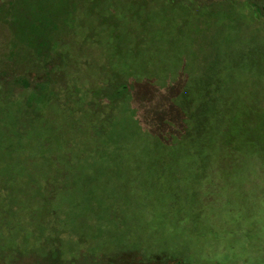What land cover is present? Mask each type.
<instances>
[{
    "label": "rangeland",
    "instance_id": "1",
    "mask_svg": "<svg viewBox=\"0 0 264 264\" xmlns=\"http://www.w3.org/2000/svg\"><path fill=\"white\" fill-rule=\"evenodd\" d=\"M182 4L0 0V112L29 93L54 112L56 92L58 110L73 107L68 142L92 140V126L107 130L100 147L111 138L108 156L28 160L30 188L0 189L1 264H264V1ZM110 21L131 36L150 21L153 37L133 65L137 97L111 112L115 132L105 99L99 112L84 108L125 42ZM55 55L73 67L53 70ZM191 101H211L199 120ZM55 115L45 121L65 127Z\"/></svg>",
    "mask_w": 264,
    "mask_h": 264
},
{
    "label": "trees",
    "instance_id": "2",
    "mask_svg": "<svg viewBox=\"0 0 264 264\" xmlns=\"http://www.w3.org/2000/svg\"><path fill=\"white\" fill-rule=\"evenodd\" d=\"M139 1L140 4L143 5L144 0ZM176 1L182 2V7L185 6L186 0ZM189 1L190 3H192L194 1L201 2L202 0ZM251 1L259 3L264 0ZM258 6L264 9V4H262V6ZM147 10H143V12H148ZM110 23L114 27L111 30L112 34L115 35L114 37L117 39V36H119L121 33L122 36L118 37V39L120 41H122V39H125V42L120 52L113 51L111 54H109L110 58L107 64V66H109L107 69L108 81L101 86L99 98L89 100L88 105L85 103L84 108L88 107L87 109L89 112H93L92 109H94L95 112H99L100 106L98 100L105 99V103L103 104L102 102L103 105L101 106L105 107V112H110V114L105 117V127L110 125L113 127L112 131L115 132V125H113V122L110 121L112 113L116 112L121 107L126 108L128 104H130L131 102L133 103L134 97H137V88L139 83L134 82V77L136 74H134L133 65L139 55L142 54L140 52L141 47L144 46L146 48L144 50H148V48H150L149 46L151 45L153 37L151 33L152 24L150 21H145L142 24L141 31L134 36L130 35V31L128 29L117 32L115 30L117 27L116 22L110 21ZM116 39L114 40V43H116ZM118 56H120V59L116 58ZM67 60L68 56L62 57L61 55H55L51 59L52 66L54 68L53 70H62L64 67L70 70L73 67V64H71L72 67L68 66ZM78 65H80L81 67V65L83 64L80 63ZM40 66L41 65H39L38 67ZM67 71L64 73L67 74ZM59 74L54 76L56 80ZM32 76L35 80H40L41 78L43 79V74L41 75V73L40 78L36 73L32 74ZM111 78L116 79L117 81L114 82L111 80ZM67 83L69 82H66L65 84ZM77 92L78 87L75 85L73 93ZM64 93L69 97V100L67 102H64V105L72 100L71 106H73L74 102L79 100V98L74 97V94L70 95V93L72 92L69 89H67ZM32 94L33 93H29L27 95L25 94L22 97L26 104V98L27 96H29V106H27V104L24 105V102L14 100L9 102L13 106V110H11L12 112H10V110L8 112H0V189H2L4 192H11L12 190L24 192L26 191V187L30 188L26 183L23 182L24 179L32 180V177L30 176L32 174L29 172L30 170L25 169V167H28V160H30L32 163H35V161L39 159H48L52 165H57V163L61 159L67 161H69L70 159H86L82 158V156L84 155H86L87 158H93L96 155L100 156L99 152H105V155L108 156L107 153L109 151L106 150V144L111 141V138L108 137V139L103 143V146L100 147V143L107 135V130H105L102 125H100L102 127L92 126V140H83L80 143L73 145L68 142L65 136L69 131L68 115L69 112H73V107H62L61 110H58L56 108V102L54 101L58 100L59 102V98L56 92H54L53 96L50 98L53 100V103H55V107L53 108L54 112H43L41 108H39V106L35 103V95ZM8 99L9 97L5 99L0 98V104H8V102H6ZM210 103L211 101H206L203 104L198 105L192 101L187 102L189 108L186 110L188 112H193L191 115H189V118H193L196 120L201 119V116L198 115V112H204L210 106ZM178 107L181 112L185 110V105L182 102H179ZM186 110L184 112H186ZM62 112L68 113L67 115H61ZM47 115H49L50 118H53L52 116L54 115L58 116L56 119V123L61 122V125L64 124L65 127L56 125L54 119L45 121L44 117H46ZM61 116L63 118L62 121L60 119ZM206 120L207 116L205 115L204 121ZM182 125L183 124L180 122L179 127L181 128ZM77 134L81 135L82 133L78 132ZM29 166L33 165L29 162ZM35 168L36 167H34L33 169L35 170ZM33 191L34 193L31 194L32 196L40 192L39 188H34ZM48 193L53 194L54 190L51 188ZM4 196V194L0 193V197ZM3 204L4 202L2 203L1 208H4L7 213H14L11 204ZM31 207L32 206H30V208ZM51 210L53 212L55 211L54 208H51ZM21 260L23 261V259ZM17 261H19L18 258L15 263ZM53 263L55 262L53 261L52 264ZM59 264L69 263L60 261Z\"/></svg>",
    "mask_w": 264,
    "mask_h": 264
}]
</instances>
